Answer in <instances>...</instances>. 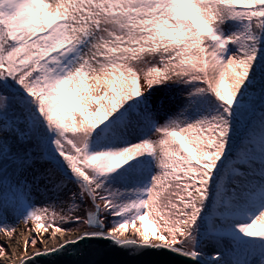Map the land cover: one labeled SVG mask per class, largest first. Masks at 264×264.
<instances>
[{
    "label": "snow or ice",
    "instance_id": "1",
    "mask_svg": "<svg viewBox=\"0 0 264 264\" xmlns=\"http://www.w3.org/2000/svg\"><path fill=\"white\" fill-rule=\"evenodd\" d=\"M10 214L36 224L19 264L82 241L264 264V0H0V232ZM57 220L83 231L44 247Z\"/></svg>",
    "mask_w": 264,
    "mask_h": 264
},
{
    "label": "water",
    "instance_id": "2",
    "mask_svg": "<svg viewBox=\"0 0 264 264\" xmlns=\"http://www.w3.org/2000/svg\"><path fill=\"white\" fill-rule=\"evenodd\" d=\"M79 232L71 231L67 234L74 238ZM159 255L162 258L171 259L175 264H187L180 257H170L167 253ZM146 258L150 257L139 259ZM38 259V264H120V262L135 258L129 257L128 251L117 249L108 241H82L79 245H69L61 253ZM29 264H33V262H29Z\"/></svg>",
    "mask_w": 264,
    "mask_h": 264
},
{
    "label": "bare ground",
    "instance_id": "3",
    "mask_svg": "<svg viewBox=\"0 0 264 264\" xmlns=\"http://www.w3.org/2000/svg\"><path fill=\"white\" fill-rule=\"evenodd\" d=\"M36 231L35 227H32L29 231H24L23 227L19 226L13 237L7 239V245L5 249V255L0 256V264H18L17 257L21 255L24 248V242L29 240L30 236ZM128 232L133 236L135 235V229H128ZM52 237L51 239H47ZM73 236H69L67 233H56L54 229L48 232L41 233V239L45 240L44 247L53 248L59 246L64 240L71 239ZM40 247L37 244V248ZM37 248H31L30 251L35 252Z\"/></svg>",
    "mask_w": 264,
    "mask_h": 264
},
{
    "label": "rangeland",
    "instance_id": "4",
    "mask_svg": "<svg viewBox=\"0 0 264 264\" xmlns=\"http://www.w3.org/2000/svg\"><path fill=\"white\" fill-rule=\"evenodd\" d=\"M185 13L188 14V15L191 14V13H189L187 11ZM198 23H199V21H198ZM154 91H155V98L156 99L163 98L165 100V103H167V104H169L171 102L169 98L172 97V96H174L171 88L170 89H158V90H154ZM79 95H80L79 93L76 94V96L78 98H79ZM170 109L173 110V111L175 110V108H173V107H170ZM40 200L41 201L38 204H35V206H37V207H45V206H49L50 204L54 203L52 200H49V199L44 198V197H41V196H40ZM50 212H51V209H50ZM5 222L7 224H9V225L15 226L16 229L19 226H21V227H23V229H24L25 232L31 230L32 227H35L36 228V224L33 221H29L27 224H25L22 220L17 219V217H15L14 215H11V214L7 217V220ZM261 222H263V221H261ZM56 223H57V225L62 226L64 228H69V229H71V231H74V232L83 231V229H77L72 224L62 223L59 220H57ZM140 223L141 222L137 221L135 227H139L140 226ZM135 227L130 226L129 228L130 229H135ZM51 230H53V228H49L48 229V231H51ZM142 230L148 231V229L145 226H144V228ZM14 235H15V232L14 233L0 232V246H2L4 249H6L7 239L9 237H13ZM33 235L34 234H32L30 236V238H32ZM31 248H37V245H33Z\"/></svg>",
    "mask_w": 264,
    "mask_h": 264
},
{
    "label": "trees",
    "instance_id": "5",
    "mask_svg": "<svg viewBox=\"0 0 264 264\" xmlns=\"http://www.w3.org/2000/svg\"><path fill=\"white\" fill-rule=\"evenodd\" d=\"M190 18H191V17H190ZM191 19L195 20L194 18H191ZM224 27H225V29H227V30L225 31V35H228L231 31H235V30H236L235 28H230L228 25H225ZM233 51H235V49H233ZM227 83H228V81L225 82V87H226ZM171 90H172L174 96L176 97V99H175V101L170 100L171 102H170L169 104H167V103H166V104L169 105L170 107L175 108L176 105L179 104V103L181 102V98H180V96L178 95L180 89H178V88H176L175 86H173V87L171 88ZM76 94H77V93H73L71 96H69V100H70V101H78V97L76 96ZM178 139H180V140H181V143H183V139H182V138H179V137H178ZM185 146L187 147V145H185ZM40 201H41V200H40V196L37 195V196H34V197H33V203H34V204H38ZM143 224H144V226L148 229V231H149L151 234H155L156 229H155L154 225L152 224V222L150 221V219L146 218L145 221L143 222ZM262 225H264V221L258 223V225H257V230H259V228H260ZM205 252H206V254H207L208 256H211V255L214 254V249H213L211 246H207V247L205 248Z\"/></svg>",
    "mask_w": 264,
    "mask_h": 264
}]
</instances>
